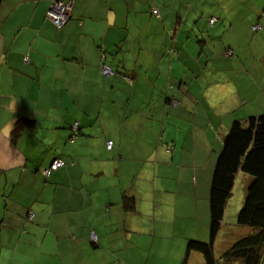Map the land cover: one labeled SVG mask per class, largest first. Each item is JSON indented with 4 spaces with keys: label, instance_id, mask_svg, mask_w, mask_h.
Here are the masks:
<instances>
[{
    "label": "crops",
    "instance_id": "crops-1",
    "mask_svg": "<svg viewBox=\"0 0 264 264\" xmlns=\"http://www.w3.org/2000/svg\"><path fill=\"white\" fill-rule=\"evenodd\" d=\"M54 1L0 0V264H180L188 240H208L223 126L251 111L240 107L247 93L234 104L216 86L183 82L178 98L199 112L186 117L191 130H176L171 80L207 77L221 31L237 40L260 25L264 39V0H60L71 16L59 29L46 16ZM184 57L198 60L183 69ZM24 119L34 128L12 138ZM74 123L83 136L70 143ZM56 158L67 164L44 179ZM122 168L137 174L130 188ZM186 264H203L200 254Z\"/></svg>",
    "mask_w": 264,
    "mask_h": 264
},
{
    "label": "trees",
    "instance_id": "trees-1",
    "mask_svg": "<svg viewBox=\"0 0 264 264\" xmlns=\"http://www.w3.org/2000/svg\"><path fill=\"white\" fill-rule=\"evenodd\" d=\"M212 19H214V22L212 24L208 22L209 25L216 22L214 17ZM228 52L232 53L231 50L226 51V53ZM111 72V75H113L112 70ZM122 75L126 81L130 80V77L125 74ZM156 104L162 108L166 104L168 105V102ZM167 120L169 121V118ZM24 127L30 130L33 129L34 121L18 120L11 132L12 138L16 137L19 130ZM79 135V126L74 132L70 127L68 142H74ZM108 141L110 140L105 141L106 151L101 159L108 157L112 149V141H110V149L106 147ZM168 147L172 149V147ZM171 149L166 150L170 152ZM214 155L215 160L208 191V240H188L180 264H186L188 254L192 252L200 254L203 264H264V114L233 120L229 124L221 146L218 151H215ZM56 159L62 160L64 165L50 171L47 176L43 175L42 170L49 169L51 163ZM56 159H53L48 166L40 170L39 173L44 179L67 164V161L62 158ZM239 173L246 175L248 182L245 187L241 209L237 214L236 226L247 228L250 231L248 233L240 232L241 235H244L242 238L238 240L233 238L228 248H225L226 250L215 254V244L224 231L225 205L231 196L235 178ZM123 205L125 210H133V199L124 198ZM30 215L33 216L32 212L29 211L27 213L28 219L32 218V216L30 218Z\"/></svg>",
    "mask_w": 264,
    "mask_h": 264
},
{
    "label": "rangeland",
    "instance_id": "rangeland-1",
    "mask_svg": "<svg viewBox=\"0 0 264 264\" xmlns=\"http://www.w3.org/2000/svg\"><path fill=\"white\" fill-rule=\"evenodd\" d=\"M211 5V4H210ZM200 14V13H198ZM180 16V15H179ZM205 16V15H204ZM254 26V25H253ZM250 27V26H249ZM252 28V27H251ZM252 31V30H251ZM257 35V39L251 40V36ZM262 31L260 32H250L245 31V33L241 34L240 39H233L227 33L221 31L220 34V60L218 62L210 63V66L207 67V77L200 75L198 76L197 73H194L192 76L188 73H178L177 75H173V79L171 80L172 83L175 85V89L170 92V97L175 96V100L172 104L176 105L175 109V119L169 116V127L183 130H191V122L190 120H186V117L190 115V112L193 113L194 110L198 111L199 106L197 105V100H193L192 102H187V99L178 98L180 95L183 94L181 90V84L187 86L190 82H194L195 84H204L209 85L212 88L216 86V88H220V92H225L224 99L230 98L231 101L236 104V93L238 92L239 96H244L241 93H247L245 102L246 105H242L244 110L251 111L249 116H258L264 114V39L261 37ZM224 37V38H223ZM224 46H227L228 49L226 50ZM232 51L231 54H227L225 51ZM225 52V53H224ZM224 54V55H223ZM225 57V58H224ZM185 62L187 65L183 66V69L188 68L187 66H193L198 60L193 59L191 57H184ZM218 70H220V75L217 74ZM205 71V72H206ZM180 76L183 77V81L179 79ZM210 82V84L208 83ZM193 83V84H194ZM220 84V87H219ZM232 87V91L228 93L229 88ZM241 88V89H239ZM153 89V88H152ZM157 90H155L156 92ZM164 92V91H163ZM201 92V91H200ZM174 93V94H173ZM162 97L164 95L161 93ZM201 95H203L201 93ZM233 95V96H231ZM239 99L244 100L242 97ZM240 100V101H241ZM134 101V105L138 102ZM237 101L238 103L240 102ZM136 102V103H135ZM149 101H146V110L149 109ZM155 107L161 108L158 104H152ZM151 105V106H152ZM173 108V107H172ZM199 112V111H198ZM177 114H180L179 116ZM146 117L148 114H145ZM160 115V113H159ZM245 117V118H246ZM243 119V117H242ZM229 121V124H231ZM229 126H223L224 131L227 133ZM227 128V131H226ZM224 134L226 135V133ZM144 140L147 141L148 137L144 135ZM172 147L171 145H167ZM168 150L171 148H167ZM217 155V154H216ZM215 160V155L213 156V162ZM244 174L239 173L235 178L233 188L231 191V196L227 200L225 205V211L223 216V227L225 228L218 242H216L214 250L215 254H219L222 251L226 250L224 245L230 243L233 238L238 240L242 238L241 233H248L247 228H239L236 226V218L239 210L241 209L244 195H245V187L242 182V177ZM245 177H247L245 175ZM120 178L124 181L127 178V186L130 188L132 182L137 181V174H132L126 169H121L120 171ZM139 181V180H138ZM253 232V231H251ZM108 251V250H107ZM111 254V253H109ZM116 255H113L112 258L115 259Z\"/></svg>",
    "mask_w": 264,
    "mask_h": 264
},
{
    "label": "built area",
    "instance_id": "built-area-1",
    "mask_svg": "<svg viewBox=\"0 0 264 264\" xmlns=\"http://www.w3.org/2000/svg\"><path fill=\"white\" fill-rule=\"evenodd\" d=\"M152 13L157 15L156 10H152ZM47 19L54 25L55 28L59 29L62 26L66 24V22L70 19L71 16V6L70 2L67 1H54L51 3L47 13H46ZM214 22V19H211L209 21L210 24ZM252 31H259L260 26L259 25H254L252 26ZM227 54H231V52H228ZM100 72L104 76H109L112 74L110 68L107 65L101 64L100 65ZM78 124L74 123L71 127L72 131L74 132L77 129ZM106 147L110 149L111 147V142L108 141L106 142ZM64 163L60 159L54 160L51 165L49 166V169H43L42 174L47 176L50 171H53L57 169L58 167L63 166ZM32 215H30L31 218ZM92 242L95 241L94 237L91 238Z\"/></svg>",
    "mask_w": 264,
    "mask_h": 264
}]
</instances>
